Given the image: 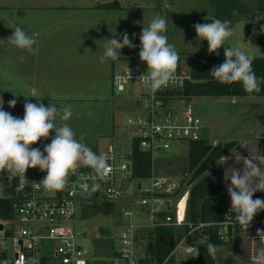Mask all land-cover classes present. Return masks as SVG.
Returning <instances> with one entry per match:
<instances>
[{
    "label": "rangeland",
    "instance_id": "1",
    "mask_svg": "<svg viewBox=\"0 0 264 264\" xmlns=\"http://www.w3.org/2000/svg\"><path fill=\"white\" fill-rule=\"evenodd\" d=\"M115 1L121 8L102 7L100 10H110L92 13L94 9L90 10L89 6L95 3L94 0H38V2H33L47 3L46 5L58 7L49 10L24 9L20 0H0V97L3 98V101L17 100L13 116L23 118L24 96L29 97L28 100L32 103L37 102L36 98L43 97L42 102L45 106H48L49 103L58 106L70 104L73 115L67 123L75 130L77 138L83 135L85 142L97 150L109 144L128 149L131 145L129 136L131 129L127 121L138 110L131 101L129 93H117L112 84V77L123 66L142 67L145 64L140 60H130V48L127 47L121 50V57L118 60L109 59L107 62L101 63L99 57L103 54L105 39H110L113 35L119 37L122 33L127 32L132 43L136 46L134 50H131V53L135 54L136 48L139 49V35L142 26L147 27V23L149 24L154 15L159 14L168 19L166 35L169 36L171 18L169 10L164 7L166 3H172L176 15L190 19L189 15L195 11L193 7L198 0H111L110 3ZM130 5L152 8L150 10L142 8L134 10L130 8ZM86 6L87 9L80 8ZM36 18L44 21L48 19L49 23H53V29L48 36H53L60 41L55 40L52 48L58 51L64 50L68 58H73L74 53L72 54L70 51H76L77 58H80L81 63L74 67L68 65L64 69L63 67L58 68L59 66L56 65L53 70L50 69V72L38 74L31 84L22 85L20 83L21 75L17 72L24 71L25 66L23 60L20 59L21 63L18 60L15 61L16 54L20 50L9 45L5 39L12 34L16 26L27 28L30 31L29 35H32L31 28H34ZM96 22H111L112 36H102L101 33L98 36L97 31L100 27L95 24ZM130 24L135 28L130 27ZM133 29H136L134 35ZM58 60L60 59L58 58ZM188 61L185 63L188 64ZM12 92L19 95L14 97ZM33 94L36 95V98L32 97ZM236 101L237 104L233 105L230 97L193 98L184 101L183 105L180 104V111L191 108L197 117L204 118L208 122L213 121L214 124L209 125L202 133L205 137L209 136L211 140L215 136H220L223 141L227 139H238L241 142L250 141L253 135H256V129H259L258 126L256 128L255 124H258L254 123L253 119L257 120L259 114L264 117V112L257 103L252 104L253 102L250 103L240 97H237ZM246 118L249 120L243 122ZM251 119L252 121H250ZM56 123L58 125L61 123L59 117H57ZM245 123L252 125L247 127L243 125ZM54 136V132L50 133L48 139H41L32 147L43 151ZM187 152V145H173L170 152L158 156L155 163L156 173L178 180L184 178L183 169L187 167ZM228 156L233 157L232 154ZM260 157L262 156L260 155ZM189 177L190 175L186 177V180ZM0 178L2 179V177ZM134 190L136 192L134 197L139 198L137 189ZM8 196L10 193L3 191L0 186V199ZM131 206V202L126 200L114 203L111 209L96 205L88 206L82 215L78 213L74 228L79 234V245L87 252L89 264L115 263L114 253L120 246L119 236L125 225L130 222V219L123 216L121 209L131 210ZM144 231L140 230L137 233V251L141 256L144 255L145 247H147V234ZM7 245L11 246V243L7 242ZM217 247L219 251L215 258L208 254L210 264H252L246 260L243 248L240 246L224 244ZM195 259L180 255L175 258L174 262L165 264H197L191 261Z\"/></svg>",
    "mask_w": 264,
    "mask_h": 264
},
{
    "label": "built area",
    "instance_id": "2",
    "mask_svg": "<svg viewBox=\"0 0 264 264\" xmlns=\"http://www.w3.org/2000/svg\"><path fill=\"white\" fill-rule=\"evenodd\" d=\"M146 71V64L123 66L113 74L112 84L117 93H129L138 110L127 121L131 129L129 136L131 141L137 140L142 151L151 155L150 177L143 181L133 179L131 145L123 149L113 144L98 150L93 148L97 154L108 157L111 171L107 178L101 179L92 169L82 168L76 176L70 177L62 190H48L40 184L46 173L39 168L27 170L26 177L30 182L23 190H18V180L10 173L0 172V186L10 193L2 199L14 201L11 218L0 219V264H89L87 252L79 245V234L74 228L82 204L87 201L114 204L126 200L131 202V210L122 208L121 211L130 222L119 236L120 246L114 253L113 264H152L144 262L138 254L137 233L183 227L187 229L186 234L176 243L165 263L180 255L194 257L196 253L188 252L186 248L192 246L198 251L200 241L208 242L216 235L224 244L240 240L244 257L255 264L257 249L264 247V235L257 234L258 230L264 231V217L255 218L245 233L235 222L229 206L221 222L188 223L190 188L184 187L176 196L180 181L156 173L158 156L170 152L173 145H188L202 139V121L191 108L180 111V104L188 99L179 92L192 82L185 60L179 59L174 81L154 93L150 85L137 80ZM8 101L4 100V110L14 115L15 108H10ZM217 145L213 143L212 147ZM135 188L139 198L134 197Z\"/></svg>",
    "mask_w": 264,
    "mask_h": 264
},
{
    "label": "clouds",
    "instance_id": "3",
    "mask_svg": "<svg viewBox=\"0 0 264 264\" xmlns=\"http://www.w3.org/2000/svg\"><path fill=\"white\" fill-rule=\"evenodd\" d=\"M210 23H196L193 25L196 32V41H207L208 53L220 55L223 47L224 61L214 66L208 73L220 83L240 82L248 93L261 91L264 77H257L253 70L254 57L233 46L230 38L234 35L231 21L225 19H209ZM168 19L156 14L147 27L142 26L139 35V59L147 65V71L137 80H143L150 85L152 92L167 87L174 81V74L178 67L179 53L176 46L169 42L167 33ZM6 42L14 48L27 53H35L34 47L37 40L34 35H29L22 27L16 26ZM103 54L100 62L109 59L116 61L121 57V50L125 47H136L129 34L124 32L121 36L113 35L105 39ZM24 59L23 56L20 57ZM14 97L18 96L12 92ZM25 97L23 118L13 116L4 110V101L0 97V172H8L18 180V190H23L30 182L26 172L30 168H39L46 175L40 184L48 190H62L70 182V177L77 174L82 168H90L101 179L107 178L111 167L106 154H97L84 140V136L77 138V133L67 121L73 115L72 105L58 106L49 103L45 106L42 98L32 103ZM16 99L8 101L10 108H15ZM59 117L61 123H56ZM55 133L51 143L47 144L43 151L31 147L41 139H48L50 133ZM235 163L242 164V169L228 166L224 170V182L227 193L230 196V211L235 213L234 220L244 230V233L252 224L254 217L264 211V200L254 199L256 192H264V157H247L238 152L233 154ZM230 156H222L221 166L231 160ZM230 182V183H229ZM34 184L36 182H33ZM98 186V185H97ZM87 187V185H84ZM264 235V231H257ZM186 243V242H182ZM208 253L215 258L218 247L208 245ZM188 252L198 251L192 246L186 248ZM255 264H264V247L257 249Z\"/></svg>",
    "mask_w": 264,
    "mask_h": 264
},
{
    "label": "crops",
    "instance_id": "4",
    "mask_svg": "<svg viewBox=\"0 0 264 264\" xmlns=\"http://www.w3.org/2000/svg\"><path fill=\"white\" fill-rule=\"evenodd\" d=\"M40 1V0H39ZM45 1V0H44ZM94 4L89 6V9L92 10V13H102V11H109L108 10H100L102 8V4L108 5L113 4L117 2H111V0H94ZM23 2V3H22ZM38 2V0H20V4L24 6V9H34V10H49L58 8L53 5H46L47 3H33ZM103 5V6H104ZM118 5V4H117ZM20 6V5H19ZM94 6V7H92ZM166 9L170 12V23H169V42L173 43L176 46V49L178 50L180 59L186 60L194 59L199 60L203 62H208L207 60L217 56L215 54H209L207 51L208 44L207 41L197 42L196 41V32L193 27L196 23H210L209 20H206L205 17L209 19H221V20H229L231 21V27L233 29L234 35L230 38V43L233 46L240 47L242 50H245L249 54H251L255 60L263 61L264 63V0H198L193 7V13L189 15L190 19L188 17H179L176 15L174 8L172 7V3H166L164 6ZM81 9H87L88 7H80ZM121 8L120 5L114 9ZM130 8H133L134 10L142 8L143 10H150L152 7H132L130 5ZM113 9V8H111ZM166 13V11H165ZM184 13V12H183ZM186 14V13H185ZM167 16V13H166ZM37 19V18H36ZM133 24V22H131ZM98 27H100L99 31H97V35L99 36H112V23L111 22H96L95 23ZM130 24V27L135 28L134 25ZM148 25V23H147ZM106 28H108L106 30ZM34 35V38L37 40V44L34 46L38 50L35 53H27V52H18L16 54V60H18L19 63L20 57L23 56V63L25 66V70L21 72H17V74L21 75L20 77V83L22 85L25 84H31L34 82L35 77L38 76V74H46L47 72H50V69L53 70V67L56 65L60 67L66 68L68 65L69 67H74V65L80 64L81 61L78 57V54H76V51H70V53L73 54V58H68L65 53V51H58L52 48L53 42L60 41V39H55L53 36H48L49 32L53 29V23L50 22L47 19L44 20H35L34 28H31ZM24 30L29 34L30 31H28L27 28L24 27ZM136 29H133V35L135 34ZM131 33V31H130ZM64 37V36H63ZM66 39L64 38V41ZM131 50H134V48H130V60H140V59H133V58H139V50L136 48V53H131ZM68 52V51H67ZM220 55L217 57L220 59H225L223 54V47L219 50ZM64 53V54H63ZM58 58L60 60H58ZM186 58V59H184ZM209 63V62H208ZM214 66H218L217 64L209 63ZM16 75V73H15ZM16 77H18L16 75ZM222 98V97H217ZM231 98V104L235 105L237 104L236 98L237 97H230ZM243 98V97H240ZM209 99V98H204ZM247 101L257 103L261 106L262 111L264 112V97H251V98H244ZM233 100H235V103H233ZM251 104V106H252ZM250 106V104H249ZM16 110V107H15ZM248 111V110H247ZM15 112V111H14ZM199 118V117H198ZM202 121V131L201 136L202 139L207 140L211 145L213 143L217 144H223L227 145L232 142H236L237 145L232 148L228 154L225 156L232 154V159L228 161L225 167L232 166L236 168L242 169V164H234L235 163V154L238 152L240 155L247 157L248 154L251 153V155L254 158H259L260 155L262 156V152L259 150L258 143L259 141H262V144L264 145V117L262 114L258 115L257 120L253 119L258 125L255 124L256 128L257 126L259 129L257 130L256 135H253L252 139L250 141H239L238 139L235 140H225L221 139L220 136H215L214 139H210L209 136L205 137L202 135L205 128H208L209 125L214 124L213 121L200 118ZM249 120V118L244 119L243 122H246ZM252 121V119L250 120ZM247 127H250L251 123H245L243 124ZM215 126V125H214ZM252 131V130H251ZM222 136V135H221ZM213 148V147H212ZM263 157V156H262ZM233 161V162H231ZM238 167H237V166ZM230 183V182H229ZM225 191H226V201L227 206L229 208L231 207V201L230 196L227 193V186L225 184ZM256 193H262L264 192H256ZM262 200H264V196L262 197ZM262 214L264 217V211H262Z\"/></svg>",
    "mask_w": 264,
    "mask_h": 264
},
{
    "label": "trees",
    "instance_id": "5",
    "mask_svg": "<svg viewBox=\"0 0 264 264\" xmlns=\"http://www.w3.org/2000/svg\"><path fill=\"white\" fill-rule=\"evenodd\" d=\"M102 7L114 9L118 7V5L113 3ZM185 61H188V59ZM207 61L219 65L224 59L214 56ZM208 62L189 59L188 67L192 82L187 83L183 90L179 92V95L184 96L188 100L193 98L217 97H264V83L260 86L261 91L252 93L246 92L240 82L220 83L208 73L214 67V65L209 64ZM252 67L257 77H264L263 61L254 59ZM236 145V142H232L227 145L218 144L215 148H212V145L205 139L191 142L187 145V167L183 169L184 178L179 180L181 186L176 191L175 195H179L184 187L190 188L186 214V221L188 223L196 224L200 221L221 222L225 219V216L228 213L226 201L227 196L223 179L224 167L220 164L222 156L228 154V152ZM258 147L264 157V145L262 144V141H259ZM130 151L132 155L131 174L133 179L137 181L148 179L152 173L151 155L139 148L137 140L131 141ZM188 175H190V177L186 180ZM263 196L264 194L262 193H255L253 198L262 199ZM13 202L12 198L0 199L1 220L6 221L11 218L13 213ZM96 205L102 206L106 209H111L113 206V204L110 203L87 201L81 206V215L88 206L93 207ZM232 216L234 218V212L232 213ZM262 216L263 214L261 211L254 217V219L262 218ZM186 231L187 229L185 227L145 230L144 232L147 234V247H145L144 255H140L143 261L152 264H164L174 250L176 243L184 237ZM143 236L141 237L144 238ZM240 243V240H237L228 244L237 247ZM209 244L216 246L224 245V243L218 240L216 235H212L208 242H199V256L191 261L196 262L197 264H210L208 259L209 253L207 250ZM174 261L175 258L171 257L168 260V263Z\"/></svg>",
    "mask_w": 264,
    "mask_h": 264
},
{
    "label": "water",
    "instance_id": "6",
    "mask_svg": "<svg viewBox=\"0 0 264 264\" xmlns=\"http://www.w3.org/2000/svg\"><path fill=\"white\" fill-rule=\"evenodd\" d=\"M139 188H140V186H139Z\"/></svg>",
    "mask_w": 264,
    "mask_h": 264
}]
</instances>
